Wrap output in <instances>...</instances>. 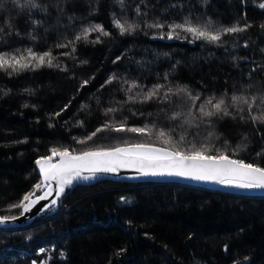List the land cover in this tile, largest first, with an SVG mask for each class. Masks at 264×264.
Here are the masks:
<instances>
[{"label": "trees", "instance_id": "obj_1", "mask_svg": "<svg viewBox=\"0 0 264 264\" xmlns=\"http://www.w3.org/2000/svg\"><path fill=\"white\" fill-rule=\"evenodd\" d=\"M3 2L0 55L51 52L60 67H35L33 61L20 71L0 68V216L20 214L22 208L11 206L29 192L43 191L34 189L43 179L35 161L51 155L54 147L77 154L140 144L183 151L208 145L209 154L226 151L264 167V123L251 119L264 110V9L259 7L264 0H123V5L118 0H37L46 10L22 8L25 0ZM186 18L193 25L210 21L213 28L245 30L209 43L169 27ZM114 19L138 27L121 34ZM154 23L163 27H148ZM94 24L109 35L92 32L87 41L57 47ZM124 81L140 87L128 92L130 83ZM154 85L163 86L161 100L128 99ZM181 87L200 95L197 105L223 97L230 114L200 117L194 108L189 115L184 94H176ZM168 88L170 101H163ZM233 95L250 102L256 98L251 114L248 105L232 104ZM109 108L115 110L106 113ZM174 111L182 113L179 119L169 118ZM121 126L150 131L115 130ZM141 197L148 199V212L136 221L124 219L121 210L136 206ZM181 199L185 206L173 210ZM238 210L257 214L231 220L229 213ZM48 246L54 247L52 254L41 251ZM33 262L264 264V195L181 182L76 184L29 225L0 227V264Z\"/></svg>", "mask_w": 264, "mask_h": 264}, {"label": "snow or ice", "instance_id": "obj_2", "mask_svg": "<svg viewBox=\"0 0 264 264\" xmlns=\"http://www.w3.org/2000/svg\"><path fill=\"white\" fill-rule=\"evenodd\" d=\"M13 5H20V0H11ZM123 5V0H118ZM4 7L3 0H0V8ZM22 8L27 9H42V6L37 0H25ZM260 8L264 9V3L259 5ZM46 10V9H42ZM137 13L139 9L137 8ZM113 24L119 29L121 34L125 32L134 31L138 25L129 22L124 19H114ZM148 27L161 28L163 25L159 23L149 24ZM169 27L175 31L180 28L190 33L193 38L207 41L209 43H219L221 37L224 34L236 33L244 31V28L238 26L232 27H218L213 28L209 21L205 25H193L192 21L185 19L182 24H173ZM247 27V26H245ZM264 27V25H262ZM3 29H0L2 31ZM92 32H99L104 36L109 35L102 25L94 24L89 27L83 28L78 35L75 36L74 40L68 41L67 44H58L57 47H68V44H73L79 40H88V36ZM168 38H172V34L169 33ZM99 37H97L98 42ZM75 51V47L72 48ZM68 53H65L67 55ZM56 58L51 52H45L43 54H36L27 50V55L11 56L7 54L0 55V68L4 70L11 69L12 71H20L30 66L40 67L47 64L48 67H60L59 64H53ZM112 79H115L113 77ZM111 80L108 81L110 83ZM130 83V87L127 89L131 92L133 88H139L135 82L124 81ZM88 81H83L82 86L86 85ZM162 85H154L153 88L147 92L137 93L134 96H129V100L141 99V102L153 100H161L160 89ZM172 89L168 88L167 92L163 94V101H170L169 93H172ZM183 93L186 100L185 102L189 107V115H191L192 109H197L200 117H212L218 114L229 115L226 101L223 97L217 98L211 96L206 98L202 103L197 105L200 95L193 94L186 87L177 89V93ZM255 97L252 98V102L245 96L233 95L231 97L232 104H244L248 105L249 113L252 112V104L255 102ZM261 103L264 104V96L260 97ZM67 107V106H66ZM115 109L109 108L107 112H112ZM243 111V109H240ZM180 111H174L169 117L170 119L176 120L181 116ZM59 115V113H56ZM251 119L254 123H264V110L259 115H251ZM189 121H185L188 123ZM108 125H106L107 127ZM116 131L129 130L134 133L144 134L150 131L147 126L143 128H131L125 129L123 126L116 128ZM97 132L102 129H97ZM96 135V132L92 133V136ZM161 137H164L165 132L159 133ZM91 139V136L88 137ZM184 139L183 136L180 138ZM170 138L165 140L164 143H170ZM83 143V141H81ZM211 149L208 145H201L197 148L192 145L191 150L183 151L179 147L173 149H161L154 148L145 145H135L133 147H116L112 149H98L83 151L77 155H73L67 148L59 149L52 148L51 155L44 156L35 161L39 167V171L42 174L43 179L34 185L36 191L46 187L47 191L43 195L36 196L35 191L29 192L22 197V200L17 205L11 207H20L24 212H29L33 206L38 204L40 201L49 200L50 193L54 190L50 182H55L57 197L50 200V203L43 206L40 212H45L57 205V199L64 195L66 189H71L74 184L79 182L97 181L103 174L115 173L118 168L122 166L138 165L139 171L143 176H176L192 179L195 181L215 182L221 185L236 187L240 189H259L264 190V167H259L252 163H246L242 159H233L226 151L217 150L216 154H209ZM236 150H234L235 153ZM53 157H59L57 163H53ZM87 173V174H85ZM33 197H35L33 199ZM121 201L127 203L128 200L125 197H121ZM15 220L17 217H0V224L5 223L9 220ZM43 251V250H41ZM35 264V262H33Z\"/></svg>", "mask_w": 264, "mask_h": 264}, {"label": "water", "instance_id": "obj_3", "mask_svg": "<svg viewBox=\"0 0 264 264\" xmlns=\"http://www.w3.org/2000/svg\"><path fill=\"white\" fill-rule=\"evenodd\" d=\"M145 146H150V147H154V148H161V149H171V148H167V147H163V146H157V145H145ZM114 148H116V147H114ZM109 149H112V148H109ZM105 150H107V149H105ZM86 151H89V150H86ZM72 154L77 155L79 153H77V154L72 153ZM231 158H233V157H231ZM233 159H236V158H233ZM58 161H59V157H53V160H52L53 163H57ZM138 169H139L138 165L122 166V167L118 168L115 173L103 174L99 180H101V179H112V180H116V181H125V182H143V181L181 182V183L197 185V186H202V187L215 189V190H221V191H228V192L241 193V194L264 195V190L240 189V188H236V187L221 185V184H218L215 182L195 181V180L184 178V177L167 176V175H164V176H143ZM85 174H87V173H85ZM41 176H42V174H41ZM89 182H93V181H89ZM89 182H79L76 184L89 183ZM50 183H51L54 190L50 193L49 200L40 201L38 204L33 206L29 212H24L22 209L20 214L13 216V217H17V219H15V220L10 219L9 221H7L5 223L0 224V227H3V228L21 227V226H26V225H29L30 223H32V221L38 215L43 213V212H40V209L43 208L44 205L50 203L51 199H54L57 197V192L55 191L56 184L54 181L50 182ZM76 184H74V185H76ZM45 191H47L46 187L43 189V191L41 193L37 194L36 196L43 195V193ZM34 198L35 197H33V199ZM58 199H57V201H58ZM0 217H2V216H0Z\"/></svg>", "mask_w": 264, "mask_h": 264}, {"label": "rangeland", "instance_id": "obj_4", "mask_svg": "<svg viewBox=\"0 0 264 264\" xmlns=\"http://www.w3.org/2000/svg\"><path fill=\"white\" fill-rule=\"evenodd\" d=\"M185 204H186V201L181 199V200L177 201V203L173 206V210H178V209L184 207ZM148 209H149L148 199L146 197H141L136 206L123 208L121 210V216L128 221H136L142 215L146 214L148 212ZM256 212H257L256 210H253V211H245V210L232 211L229 213V217L233 221L237 220L239 218H253L257 214Z\"/></svg>", "mask_w": 264, "mask_h": 264}, {"label": "built area", "instance_id": "obj_5", "mask_svg": "<svg viewBox=\"0 0 264 264\" xmlns=\"http://www.w3.org/2000/svg\"><path fill=\"white\" fill-rule=\"evenodd\" d=\"M42 250L45 251L47 254H52L54 252V247L48 246V247L42 248Z\"/></svg>", "mask_w": 264, "mask_h": 264}]
</instances>
